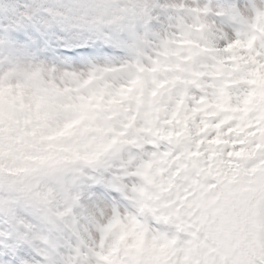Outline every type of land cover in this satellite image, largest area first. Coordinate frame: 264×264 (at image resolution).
Masks as SVG:
<instances>
[{
  "label": "clouds",
  "instance_id": "1",
  "mask_svg": "<svg viewBox=\"0 0 264 264\" xmlns=\"http://www.w3.org/2000/svg\"><path fill=\"white\" fill-rule=\"evenodd\" d=\"M0 264H264V0H0Z\"/></svg>",
  "mask_w": 264,
  "mask_h": 264
}]
</instances>
